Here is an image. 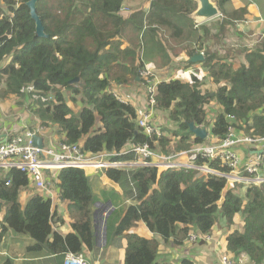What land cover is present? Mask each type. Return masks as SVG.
I'll use <instances>...</instances> for the list:
<instances>
[{
  "label": "trees",
  "instance_id": "trees-1",
  "mask_svg": "<svg viewBox=\"0 0 264 264\" xmlns=\"http://www.w3.org/2000/svg\"><path fill=\"white\" fill-rule=\"evenodd\" d=\"M28 1L0 0V98L29 97L26 102L42 128L55 125L63 142L81 144L90 154L120 152L146 143L165 152L175 142L179 153L206 144L190 132V123L207 129L208 135L217 139L231 129L252 139L264 138V41L246 51L244 63L236 69L209 54L204 43L212 30L222 35L236 21L246 20L248 3L226 12L224 8L232 0H212L224 16L209 29L195 26L190 18L197 8L194 0H144L146 9L128 18L118 12L130 0H39L36 14L47 38H38ZM253 1L261 6L263 0ZM200 54L202 62H189ZM144 64L158 72L172 71L175 65L182 71L200 67L207 79L219 86L208 92L195 77L193 84L162 79L157 86L156 115L167 116L175 130L165 136L163 126V136L153 140L138 127L136 107L116 98L125 85L138 88L135 79ZM75 78L77 83L69 84ZM114 83L118 92L109 89ZM68 99L74 106L80 104L76 112ZM213 104L222 112L209 118ZM132 158L118 156L109 161L123 163ZM205 162L222 170L218 160H192L196 166ZM103 171L122 188L125 198L115 210L109 201L101 209L104 218L117 222L113 235L125 239L124 264H154L159 254V241L130 232L138 223L162 242L171 240L182 248L189 227L206 235L223 221L224 227L231 229L237 214L243 216L244 226L229 232L226 252L234 259L244 254L250 263L264 264V184L248 187L242 197L233 190L224 192L225 179L205 178L194 169H168L159 175L149 167ZM56 174L59 196L69 204L72 232L62 235L57 231L56 225L62 222L55 220L50 199L35 196L21 206L18 195L29 184L26 175L16 169H0V241L8 231L25 234L35 242L30 251H46L50 257L63 259L67 253L77 256L87 249L99 250L92 225L90 179L79 169H61ZM106 229L102 226L104 232ZM187 254L178 264L197 263ZM3 264L12 263L7 260Z\"/></svg>",
  "mask_w": 264,
  "mask_h": 264
},
{
  "label": "built area",
  "instance_id": "built-area-1",
  "mask_svg": "<svg viewBox=\"0 0 264 264\" xmlns=\"http://www.w3.org/2000/svg\"><path fill=\"white\" fill-rule=\"evenodd\" d=\"M119 10L122 11V9ZM136 79L138 83L137 93L143 96V103L136 109L137 125L144 136L153 140L159 139L162 137L164 125L155 123L154 119H156L157 86L162 80L152 67L146 64L139 70ZM172 79H178V76ZM119 95L122 96V93L117 94L116 98L124 102ZM37 122L35 126H28L22 132L13 130L16 132L4 134V139L0 142V169L5 171L19 170L26 175L28 185L41 193H49L52 182L49 177L51 172L69 168L87 172L110 168L123 170L125 167H149L155 168L158 174L168 169H194L198 170L205 178L215 176L225 179L228 191L237 186L247 189L264 183V149H260L261 153L254 152L252 158L249 157L245 161L241 160L233 151V148L239 144H245L252 150H256L257 146L264 144V138L252 139L239 133L238 136L233 129L229 130L222 139H215L208 145H195L179 153L166 154L160 150L152 149L146 143L127 146L120 152L90 154L83 150L81 144H67L63 141L55 143V146L46 144L47 147L44 145L42 149L35 147L33 144L34 136L41 138V134L44 133L39 121ZM128 155L133 156L131 161L123 163L109 161L111 157ZM197 157L209 162L218 160L222 170L212 169L208 162L201 166L194 165L192 160ZM213 241L210 234L203 235L194 230L191 232L189 230L185 239V246L211 244ZM216 246L215 250L218 252L216 264H252L244 254L234 259L228 253L227 255L219 252ZM63 264L90 263L82 254L76 256L67 253L64 256Z\"/></svg>",
  "mask_w": 264,
  "mask_h": 264
},
{
  "label": "crops",
  "instance_id": "crops-1",
  "mask_svg": "<svg viewBox=\"0 0 264 264\" xmlns=\"http://www.w3.org/2000/svg\"><path fill=\"white\" fill-rule=\"evenodd\" d=\"M241 1H243V2L241 3L239 0H232L224 8V10L226 12H231V11L237 10L239 8H242L243 6H245L248 3V5L246 7L247 12L249 14L248 18L244 21L243 20L236 21L234 23V27H232V26L230 27L234 31L228 32V30H226L227 33L225 34V37H230L232 35V33H235L238 37L237 38L238 40L241 38V41H240L241 45L240 46L242 48H241V51H239L238 57L235 58L236 57L235 56L236 53H235L234 56L227 55L224 59L225 60L224 62L231 63L235 69L238 68L242 63H244L246 53H248L249 50H252V49L257 47L258 41H259V36L264 38V3L261 2V6H259V4H257L253 0H241ZM215 5H216V3H215ZM122 6H125V5H122ZM131 6H135V5H131ZM125 11H127V10H125ZM120 12L122 13V18H128L130 16V14H126L125 12H123L121 10H120ZM127 13H128V11H127ZM219 13H220V11H219ZM220 15H221L220 17L223 18V15L221 13H220ZM216 19H218V18H216ZM216 19L208 21V22H206L204 24H200V25H204L206 28L211 29L212 26H214L219 21H221V20H219L217 22ZM213 21H216V22H213ZM194 23H196V22L194 21ZM227 28H229V27H227ZM224 32H223L222 36H224ZM218 34L219 33L217 31L212 30V32L210 33V35L208 37L209 39H204V43H207V46L209 47V44H211V38H213V37L216 38L218 36ZM124 48L125 47L122 46V49H124ZM215 55L218 57V55L216 53H215ZM185 59H187V57L184 56L183 60H185ZM235 63H238V65L235 66ZM154 72H156V71H154ZM159 72H161V73H157V75L160 77L161 80L167 79L170 76H173V78L174 77L177 78V76H178L179 77L178 80L185 77L184 79H182L185 83H189L186 81L187 76H190L192 79L195 77L192 74L195 73V74H197V76L199 75L200 79H202L200 84L202 86V90H205V91H207L206 90L207 84H210V85L213 84L212 80L207 79L206 71L204 69H201L200 67L191 68L188 71H182L181 69H177L175 73L173 71H170V70H166V72H162V71H159ZM135 80L137 82V79H135ZM133 86L134 87L130 88L128 85H125V88H124L125 91H120V92H118V94H120V93L124 94L122 96L119 95L122 98V100L126 103L127 102H130V103L133 102L134 106L137 109L143 103V96L140 93H137V90L135 88L136 84H134ZM118 91H119V87H118ZM132 91H136V92L133 93ZM208 91H209V89H208ZM126 96L128 97L127 100H129V98H130L129 101L125 100ZM13 99H15L13 96H9L8 102H10ZM24 100L26 101V100H31V99L29 97H24ZM5 104H6L5 99L3 101H0V142L3 141L4 134L6 132H11V133L16 132V131L22 132L23 130H25V128H28V126H35L34 121H39L38 118L32 113L31 107L27 106L25 111H22V112L17 114V115L23 116V119H22V122L19 123V129H16L15 125L17 124V122L15 121V118L11 117V115H10L11 111L9 110V107L11 105L8 104V106H6ZM18 105L21 106V102ZM17 110H19V109H17ZM164 117H167V116L164 115ZM154 121L156 123V122H159L160 120L156 121V119H154ZM160 123H162V122L160 121ZM162 124H164V122ZM54 126L48 125V128L44 129V133L41 134V138H42L45 146H46V144L49 146H52V145L55 146V143H58V142L62 141V139H63V135L59 134L58 128L56 126L55 127ZM51 127H54V129H52ZM165 127H167L168 129H170L172 131L175 130V127L173 125H169L167 122L165 124ZM13 130H16V131H13ZM206 131H207V129H206ZM237 135L239 136V134H237ZM162 136H163V134H162ZM167 136H169V135H167ZM215 139H217V138H213L210 135H208V131H207V137L205 138L206 144H203V145H208V144L212 143ZM175 148H176V143L172 142V144H170L169 147L165 150V152L168 151L166 154H168L170 152L177 153V152H175ZM262 148L264 149V144L257 146L258 150H260ZM233 151L243 161L247 160L249 157L252 158V156L254 155V152H255V150H252V148H250L249 146H247L245 144H239V145L235 146L233 148ZM180 152H182V151H180ZM136 168H138V167H125V168H123V170L124 171H131V170L136 169ZM85 174L90 179L91 186H92V182L94 184L96 183L95 184L96 187L98 186L99 183H101V185L104 187V191L106 192L105 193L106 200L109 201L110 204H112V202L114 204L115 203L120 204L118 199H121V198H122V200L123 199L125 200V198L123 197L122 188H120V186L118 184L111 181L104 174L103 170H100V171H90L89 170V171L85 172ZM56 175H57L56 172H51L49 175L50 179L52 180V182L50 183L51 187L49 189V193H47V194L46 193H40L34 189V190H31L29 193L24 192L22 195L21 193L24 190V188H23L19 192L18 203L21 206H23L29 199H31L34 196H38V195L43 196V198L50 199L51 203H52V213L57 214V219H55V220H60L62 222V223H58L59 225H56L57 231L62 235H67L70 232V228H71L70 227L71 219L69 218V204L67 202H65L64 200H62L59 196V192H58V189L56 186L57 182H58V181L56 182ZM240 188H242V187H239V189ZM110 190H112V193L117 195V196H115V197L110 196V194H109ZM245 191L246 190H244L243 194H245ZM20 199H22L21 202H19ZM130 203H131L130 201L125 202V204H130ZM104 217H105V214L102 215V218H104ZM236 219L237 218L234 219V223H235ZM141 225H144V224H141ZM115 226H116V224H115ZM115 226L112 227V231L114 230ZM243 226H244V222L242 224V227ZM179 227L183 228L182 225H179ZM219 227L226 228L228 230L227 227H224L223 222L219 225ZM241 228L238 230H241ZM189 230L191 232V230H193V228L189 227ZM216 230H217V228L215 227L213 229L212 233L210 234L213 237V240H214L213 243H211V244H198V245L186 247L185 241H184L183 242L184 247H182V248L176 247L172 243L171 240L167 243L162 242V240H160V238L154 233H151L152 237H150L149 239H154V240L159 241L160 246L161 245H171V246H173L174 250H177V253L179 251H181V253H178L179 261L181 260L182 255L184 257L188 253L187 255H189L192 260H196V262H197L196 264H199V263L216 264V258H217L218 252L215 250V245H217L216 247H217L219 252H221V251L226 252L224 242H225V238L228 236L227 235L228 232L219 234L218 231H216ZM231 230L232 229H229V232ZM12 233L13 232H9V231H8V233H6V235L1 240L0 247H2V244L4 243V241L7 237H8V239H11V240L22 239L20 236H14ZM17 235H19V234H17ZM24 244H25L26 248H28V251H29L30 247H31L29 245H31V243L26 241ZM27 246H29V247H27ZM33 246L34 245H32V247ZM9 249H10L11 253H8V256L17 255V258L13 261V263L11 262L12 264H63V260H64L63 256L50 257L46 251H38V252L35 251L34 254L27 255L25 253V251L23 250V248H21L18 244L10 245ZM169 250H171V249H169ZM104 252H105V248L100 247L99 250L93 249L91 251V250L87 249L82 253V255L90 262V264H103V263H101V260L103 258ZM163 252H165V251H163ZM160 253H162V252L159 251L158 255H160ZM0 254L5 256L6 252L1 251ZM167 262H168V264H174V260H173V262H170V260Z\"/></svg>",
  "mask_w": 264,
  "mask_h": 264
},
{
  "label": "rangeland",
  "instance_id": "rangeland-1",
  "mask_svg": "<svg viewBox=\"0 0 264 264\" xmlns=\"http://www.w3.org/2000/svg\"><path fill=\"white\" fill-rule=\"evenodd\" d=\"M146 1L149 2L150 0H146ZM146 1H144V0H130V1H126V2H124L122 4V5H125V6H122L120 9H122V11L125 12L126 14L132 15L133 13L139 11L141 8H145L146 9V6H147ZM239 1L241 3L243 2L241 0H239ZM262 2L264 3V0ZM131 5H135V6H131ZM125 10H127L128 13ZM118 14L122 17V13L120 12V10H119ZM192 14L190 15V17H192ZM220 16L221 15H219L218 17L213 18L212 20H215L216 18H218V19H216L217 22L219 20L222 21L223 18L220 17ZM216 21H213V22H216ZM152 27L156 28V25H153ZM226 30H228V32H233L234 31L230 27L226 28ZM226 30L224 32V36H222L223 34L222 35L218 34V36L216 38L215 37L211 38V44H209L208 53L209 54H215L216 53L219 58H223V59H225V57L227 55L234 56V54L236 53L235 54V56H236L235 58H237L238 55H239V51H241V48H242L240 46L241 45V43H240L241 38L238 40L237 39L238 37H237V35L235 33H232V35L230 37H225V34L227 33ZM263 41H264V38L259 36L258 45H260ZM201 56L203 57V55H201ZM203 59H204V57H203ZM185 60L188 61L187 59H185ZM238 63H235V66H237ZM196 65H197V63H196ZM196 65H194V66H196ZM177 69H180V68H179L178 65H175L172 68V71L175 73ZM233 69H235L234 66H233ZM162 72H166V71H162ZM157 73H161V72H157ZM192 75H194L195 78L200 81L199 83H201L202 79L199 78V75L197 76V74H195V73L192 74ZM172 78H173V76L169 77V79H172ZM184 78H182V79H184ZM182 79H179V81L185 83ZM186 81L189 82V84H193V81H192L190 76H187V80ZM218 86L219 85H217L216 83H213L212 85L207 84L206 85V90L208 91V89H209L208 92H214V91L217 90ZM117 87L118 86H116V84L114 83V84L110 85L109 89L117 91ZM122 95H124V94H122ZM9 96H13V95H8L5 98V102H6L5 105L8 106V104H10L12 106V107L11 106L9 107V110L11 111L10 115H11V117H14L15 121L17 122V124L15 125V128L19 129V123L22 122L23 116H20V115H17V114L22 112V111H25L26 107L30 106V105L28 104V102H26L24 100L23 96H16V95L13 96L15 99H13L10 102H8L9 101ZM66 97H67V95H66ZM125 99H128V97L126 96ZM0 101H3V99L0 98ZM20 102H21V106L18 105ZM67 104L69 105V107L71 108V110L73 112H76L80 108V104L74 106V105L71 104L69 99L67 100ZM131 104L134 105L133 102H131ZM213 106H214L213 110H211L209 112V114H208L209 118L214 117L217 112H222V108L221 107L219 108L216 104H213ZM17 109H19V110H17ZM155 118H156V121L160 120L162 123L164 122V124H162L159 121V122H156L157 124H162L164 126H165L166 122L168 121V117H164V114H162L160 112L155 116ZM34 122H35V124L38 123L37 121H34ZM169 125H171V124H169ZM51 126H54V125H51ZM54 127H51V128L54 129ZM96 128H97V126H96ZM170 131H172V130H170L167 127H165V129H164L165 136H167V135L171 136ZM43 146H44V144H43ZM46 147H47V145H46ZM156 149L159 150L158 148H156ZM167 152L168 151H166L164 153H167ZM170 153H172V152H170ZM95 184L92 182V192H93V195H94V203H93L94 207L92 208V213H93L92 214V218H94V221H93L92 225H93V232L98 237V241H99L97 249L100 248V247H104L105 248V252H104L103 258L101 260V263H103V264H124V251H125V245H126L125 239H124L123 236H121V237L114 236L113 232L111 231L112 227H114L117 222H113V220L108 218V217L107 218H102L101 209L104 208V203L107 202L106 196H105L106 192L104 191V187L101 185V183H99L97 187L95 186ZM31 190H34V188L32 186L28 185L26 188H24V190L22 191L21 194L23 195L24 192L29 193ZM244 190H245V187H242L240 189L239 188H234L233 192H235L236 194H238V195L243 197ZM109 194H110V196H114V197L117 196V195L112 193V190H110ZM40 197H43V196H40ZM21 200L22 199H20L19 202H21ZM118 201L122 202V199H118ZM221 202H222V199L218 202V204L220 205ZM118 205H119V203H115L114 204L112 202V207H113L114 210L118 208ZM235 218H237V219L235 220V223L231 227V229H237L238 230V229H240L242 227V224L244 222V218H243V216L241 214H237ZM141 224L142 223H138L137 224L138 227L137 226L134 227L130 232L131 233H135V234H137V235H139L141 237L147 238V239L152 237L151 232L145 227V225H141ZM104 225H106V227H107V229H106L107 234L106 235H104L106 232H104V230H102V226H104ZM216 228H217L216 231H218L219 234L227 233V232L229 234V229L227 230L226 228H221L218 225L216 226ZM71 232H72V230L70 228V232L69 233H71ZM12 234L14 236H20L22 239H20V240H11V239H8V237L5 239L4 243L2 244V247H0V252L1 251H5L6 255L3 256L2 254H0V264H3L7 260H10L13 263V261L17 258V255L8 256V253H11V251L9 249V246L12 245V244H18L21 248H23V250L25 251V253L27 255H32V254L35 253V251H30V250L28 251V248H26V246L24 244L27 241V242L31 243V245H29V246L32 247V245H35V242L28 235H25V234L17 235L15 233H12ZM105 238H106V242L104 241ZM0 244H1V241H0ZM29 246H27V247H29ZM169 249H171V250H169ZM163 251H165V252H163ZM160 252H162V253H160V255H158L156 257V260H155L154 264L155 263L168 264L167 261H169V260H170V262H173V260H174V264H178L179 263V255H178V253H181V251H179L177 253V250H174L173 246H171V245H161L160 246ZM222 253H224V252H222ZM225 254H227V253H225ZM252 264H254V263H252Z\"/></svg>",
  "mask_w": 264,
  "mask_h": 264
},
{
  "label": "water",
  "instance_id": "water-1",
  "mask_svg": "<svg viewBox=\"0 0 264 264\" xmlns=\"http://www.w3.org/2000/svg\"><path fill=\"white\" fill-rule=\"evenodd\" d=\"M39 0H29L26 6L29 9L30 17L35 23V35L38 38H47L44 33V28L40 21V18L36 14V4ZM197 4L196 10L193 12L191 19L198 24H204L215 17L220 15L217 6L212 0H194ZM203 61L201 55H194L189 59V62L196 64ZM78 78H75L69 82V84L77 83ZM189 130L195 137L204 140L207 137V131L205 128L195 127L193 123L189 124ZM33 144L35 147L42 149L43 142L39 136H34Z\"/></svg>",
  "mask_w": 264,
  "mask_h": 264
},
{
  "label": "clouds",
  "instance_id": "clouds-1",
  "mask_svg": "<svg viewBox=\"0 0 264 264\" xmlns=\"http://www.w3.org/2000/svg\"><path fill=\"white\" fill-rule=\"evenodd\" d=\"M196 24H198V23H196ZM196 24H195V26H196ZM198 25H200V24H198ZM249 137H250V136H249ZM255 152H256V153H261V151L258 150L257 147H256ZM263 184H264V183H263ZM263 184H262V185H263ZM260 186H261V185H260ZM237 187H242V186H237ZM245 190H246V189H245ZM225 191H228V190H226V188H225L224 192H225ZM243 195H244V194H243Z\"/></svg>",
  "mask_w": 264,
  "mask_h": 264
}]
</instances>
